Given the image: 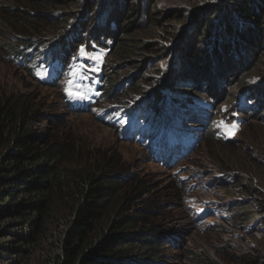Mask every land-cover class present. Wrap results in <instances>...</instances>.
<instances>
[{"label": "trees", "instance_id": "trees-1", "mask_svg": "<svg viewBox=\"0 0 264 264\" xmlns=\"http://www.w3.org/2000/svg\"><path fill=\"white\" fill-rule=\"evenodd\" d=\"M87 1V14L96 7L101 10V16L96 17L91 28L82 24L83 17L54 15L49 9L53 5L48 2L34 1L20 8L10 7V4L1 6L0 0L4 21L25 29L20 30L22 36H15L17 39L0 40V50L32 81L58 91L62 112H66L64 116L90 114L115 133H122L117 109L104 107L98 116L95 105L123 92L122 80L130 74L118 80L120 73L116 71L115 80H111L108 69L110 64L113 65L110 68L115 69L116 63L110 61L106 69L108 81L103 70L98 77L101 67L95 64L97 60L81 55L80 49L90 55H100L101 43L110 38L114 47L120 49L118 58L142 55L139 71L156 74L153 82L164 77L161 85L153 90L152 84L146 88L142 82L136 83V74L132 75L134 84L130 97L141 103L138 125L144 131L134 133L130 139L152 154L161 145L157 141L159 134L170 131L175 134L174 138L180 137L179 129L172 128V118L174 115L182 118L184 111L195 103L193 98L205 109L209 108L211 99L213 115L217 116V88L212 83L225 81L230 76L232 69L225 66L226 60L227 64H241L246 61V52L255 49L254 45L264 49L261 45L264 42V0H213L216 2L199 4L187 12L168 8L161 16L190 18L187 26L184 23L179 35L178 27L166 30L167 39L174 46L172 42L168 47L167 43L161 44L165 35L149 33L152 41L145 43L141 51L138 37L121 30L126 34L117 41L116 32L124 21L135 28L136 19L147 18L146 5H157L160 0H124L121 6L119 0ZM69 8L76 9L77 4ZM205 8H211L212 13ZM42 9L43 14L38 12ZM150 12V19L154 21L159 10ZM55 20L58 21L54 26L57 32L42 34ZM208 28L212 31L208 32ZM157 53L168 57L154 60L152 57L158 56ZM257 56L255 54V58ZM210 59L212 75L209 76L204 65ZM138 66L134 68L137 71ZM82 76L86 78L83 80ZM82 83L85 86L79 90ZM263 83L262 79L254 77L252 82H246L242 89L234 92L230 101H224L216 119L207 123L209 131L200 134V142L193 151L187 156L184 149L186 156L180 159L178 154L174 155L167 166L175 168L183 163L208 135L215 137L220 146L231 147L245 126L246 117H260L264 121V95L256 91L258 85L264 87ZM70 91L73 95H69ZM224 98L223 94L220 100ZM119 101L127 105L123 99ZM246 105L255 111H246ZM41 116L38 101L9 95L0 86V264H163L159 258L163 249L175 244L179 237H175L174 230L145 229L142 222L150 212L146 207L134 208L145 194V191L140 192L145 182H136L128 164L119 158L114 160L104 150L89 151L85 143L78 144L72 135H50L40 130L36 123H41ZM44 120L49 122L47 118ZM122 139L125 138L122 136ZM196 170L198 177L203 176L201 169ZM174 175L179 180L180 173L175 171ZM225 178L230 180L234 175L229 173ZM220 179L218 177L212 187L225 183ZM129 184L136 186L132 195L126 196L123 190ZM186 212L191 215L193 224L195 211L189 208ZM230 224L238 226L235 217ZM137 242H140L141 253L131 259L129 250ZM182 249L187 255L193 254L194 259L199 258L202 264H219L207 257L201 258L192 249L181 248L180 251ZM245 261L251 264L249 258Z\"/></svg>", "mask_w": 264, "mask_h": 264}, {"label": "rangeland", "instance_id": "rangeland-1", "mask_svg": "<svg viewBox=\"0 0 264 264\" xmlns=\"http://www.w3.org/2000/svg\"><path fill=\"white\" fill-rule=\"evenodd\" d=\"M34 1L51 3L53 7L49 9H52L53 14L56 16L66 14L72 17H83L82 24L88 25L90 28L96 22V17L101 16L100 7H96L94 12L87 14L89 9L87 4L89 1L87 0H2L1 6L10 4V7L26 8L25 6L31 5ZM211 2L216 1L160 0L157 5L151 6L147 4V18L145 20L136 19L134 21L135 28L128 21L120 24L117 32L115 31L117 41L119 38H123L126 32L127 34L131 33L134 37H138V47H140L139 51H141L145 43L152 41L149 33H154L155 36L159 37L165 35L166 38H163L165 41L160 42L162 45L167 43L168 47L172 41L169 43L166 30L178 27L180 30L179 35L184 23L187 26L190 18L179 19L180 16L169 18L165 15L161 16V14L168 8L179 12L180 10L187 12L198 7L199 4L205 6V3ZM73 3L77 4V8H72V10L69 5H73ZM122 4L124 5V0H119V5L121 6ZM28 9L34 8L28 7ZM153 9L159 10L154 21L150 19V11ZM205 9L209 13L211 12V8ZM44 11L42 9L38 12L43 14ZM57 24V20L52 21L45 28L46 32L41 33L55 34L57 29L55 30L54 26H57ZM20 30L24 31L25 29L12 27L4 21L0 14L1 41L5 38L11 41L12 39H17L15 36H22V31ZM121 30L126 32L123 33L124 31H122L121 33ZM207 31H212V28H208ZM261 45L264 48V42ZM172 46H174L173 42ZM254 47L255 49L253 48L246 52V61L241 64H232L230 62L227 64V60L225 61V66L232 69L230 76L228 75L229 77L225 81L211 82L213 87L217 88V116L223 110L224 101H230L234 97V92L242 89L246 82H252L254 77L264 81V49L261 50L259 45H254ZM119 50V48L113 46L112 53H110L111 62L116 63L115 69L110 68L111 66L113 67L112 64H110L111 66L108 69L111 80H115L114 75L118 71L120 73L118 80L123 75L136 74V83L142 82V86L146 88L151 87L152 84L151 88L154 90V88L161 85L163 75L160 76V79L158 78L153 82L156 74L150 72L142 73V69L139 71V63H141L139 61H141L142 55L128 54L130 57L120 59L117 57ZM255 54L258 55L256 57L257 60ZM157 55L152 58L156 60L168 57L166 54L157 53ZM170 60L171 58H169ZM210 63L211 59L210 62H206L204 65L206 66L204 69H208L206 73L209 76L210 74L212 75V64ZM135 66H138V71L143 77H140L141 74L134 69L136 68ZM220 76L222 78V74ZM157 81L160 83L157 84ZM0 86L9 95H18L27 100L34 99L38 101V108L42 116L41 123L37 122L36 125L39 126L40 130L47 131L50 135H58L59 133L72 135L78 144L79 142L85 143V149L89 151L95 149L104 150L108 156H113L114 160L119 158L122 162L127 163L136 182H145L140 190V192L145 191V194H143L138 204L134 206L135 209L146 207L145 209L150 212V215H146L145 220L142 222L145 225V229L156 232H165V230L173 232L174 230L175 237H179V240H175V244L166 246L163 249L164 253L159 257L164 262L163 264H202L199 258L194 259L193 254L189 255L188 253L187 255L183 249L180 251L181 248L192 249L198 256L201 255V258L207 257L219 264H245V258H249L251 264H264V208H261L262 206L264 207V121L260 117H246V124L235 137L231 147L220 146L216 142L215 137L211 138L208 135L189 158L183 163H178V166L185 165L179 172L181 176L191 175L193 168L202 170L203 176L198 179V182H200V185L203 184V186L196 196L199 200L196 202L198 210L202 207L206 209L202 204L203 201H214L218 205L221 204L218 210L221 208L222 210L217 211L214 216L212 215L208 218L206 223H209V225L206 226V223L199 225L194 219L192 224L191 215L186 212L189 209L188 207H190L192 196L185 193V188L182 187V184L178 185L179 180L174 175L177 167L170 168L165 163L161 165L159 160L155 158V154L145 150L140 143H136L134 140L131 141L130 137H134V123L137 122L138 118L133 119L134 113L132 114L131 110L133 100L130 96L124 98L130 102L129 112L131 117L129 119L126 116L123 117L127 129H124L125 132L115 133L111 128L99 122L90 114H69L64 116L63 112H66H62V102L59 99L58 91L32 81L24 71L14 66L10 57L1 50ZM229 86L231 87L228 88ZM211 87L212 85L209 88ZM93 88L95 89L96 85ZM130 90L131 88L122 93V95H126L128 92L132 93ZM256 91L264 95V87L258 85ZM223 94L225 98L220 100ZM110 102L112 101H101L95 105L96 114L99 116L101 109L108 107ZM240 109L245 112L243 107H240ZM193 110L195 108L192 106V112ZM54 117L57 118L54 119ZM44 118H47L49 122H45ZM122 136L125 139H122ZM229 173L234 175V178L226 180L225 177ZM218 177H221L220 182L225 183H216V186L212 187L213 182H216ZM131 185V187L130 184L125 187L126 189L123 190L124 195H132V189L136 184ZM233 217L236 219L237 227L230 224L233 221ZM161 245L164 246L163 243ZM140 249V242H137L129 250L130 258L137 257L141 253Z\"/></svg>", "mask_w": 264, "mask_h": 264}, {"label": "clouds", "instance_id": "clouds-1", "mask_svg": "<svg viewBox=\"0 0 264 264\" xmlns=\"http://www.w3.org/2000/svg\"><path fill=\"white\" fill-rule=\"evenodd\" d=\"M113 46H114V45L111 46V49H110L109 52L107 53V61H108V64H109L110 61H111L110 51L112 50ZM105 74H106V70H105ZM106 76H107V75H106ZM126 77H127V79L129 80V84L125 86L123 92H118L115 96H112V102H113V103H114V102H116V103L120 102L119 99H123L125 102H127V104L130 103V102H128L126 99H124L125 97L131 96V95H130V92H128L126 95H124V94L122 95V93H124L125 91L129 90V89L133 86V85H132V75H130V76H126ZM107 81H108V79H107ZM130 98H131V97H130ZM123 104H124V103H123ZM124 105H125V104H124Z\"/></svg>", "mask_w": 264, "mask_h": 264}, {"label": "snow or ice", "instance_id": "snow-or-ice-1", "mask_svg": "<svg viewBox=\"0 0 264 264\" xmlns=\"http://www.w3.org/2000/svg\"><path fill=\"white\" fill-rule=\"evenodd\" d=\"M80 54H81V55H84V56H87V57L90 58V59L97 60V61H99V60L101 59V56H100V55H90V54L86 53L85 50H84L83 48L80 49ZM69 95H73V93L70 91V92H69ZM232 128L235 129L236 126L233 125Z\"/></svg>", "mask_w": 264, "mask_h": 264}]
</instances>
